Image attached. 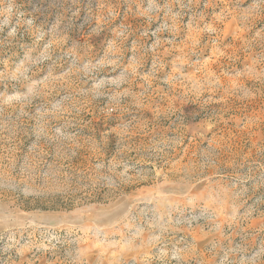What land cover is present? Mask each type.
I'll return each instance as SVG.
<instances>
[{"label": "rangeland", "instance_id": "374dc122", "mask_svg": "<svg viewBox=\"0 0 264 264\" xmlns=\"http://www.w3.org/2000/svg\"><path fill=\"white\" fill-rule=\"evenodd\" d=\"M0 264H264V0H0Z\"/></svg>", "mask_w": 264, "mask_h": 264}]
</instances>
